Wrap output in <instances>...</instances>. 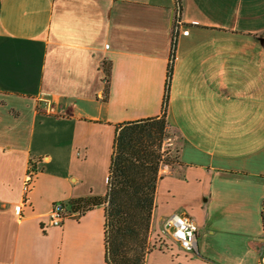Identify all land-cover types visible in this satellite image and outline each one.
I'll return each instance as SVG.
<instances>
[{"label":"crops","instance_id":"1","mask_svg":"<svg viewBox=\"0 0 264 264\" xmlns=\"http://www.w3.org/2000/svg\"><path fill=\"white\" fill-rule=\"evenodd\" d=\"M175 11L0 0V264H108L105 204L48 214L104 196L116 124L165 111L180 161L161 169L145 264H261L264 0H182L173 51ZM173 212L197 223V252L161 233Z\"/></svg>","mask_w":264,"mask_h":264},{"label":"trees","instance_id":"2","mask_svg":"<svg viewBox=\"0 0 264 264\" xmlns=\"http://www.w3.org/2000/svg\"><path fill=\"white\" fill-rule=\"evenodd\" d=\"M167 100L168 96L165 107ZM170 128L166 111L160 116L116 124L107 193L72 202V210L106 205L108 264H145L151 249L149 235L157 186L163 178L161 169L180 161V149L166 146Z\"/></svg>","mask_w":264,"mask_h":264},{"label":"built area","instance_id":"3","mask_svg":"<svg viewBox=\"0 0 264 264\" xmlns=\"http://www.w3.org/2000/svg\"><path fill=\"white\" fill-rule=\"evenodd\" d=\"M176 1V11L173 19V51L176 48L178 36L182 24V0ZM34 169L30 167L26 173L24 180V196L26 197L31 182L33 180ZM18 208L21 209L22 205H18ZM79 210H72L69 204L66 201L59 200L56 201L49 214H48V226H62L65 219ZM161 233L164 236H169L176 242H178L181 247L186 251L197 252L198 251V225L193 220L191 216L185 213L173 212L170 214L163 222ZM261 264H264V256L261 258Z\"/></svg>","mask_w":264,"mask_h":264},{"label":"rangeland","instance_id":"4","mask_svg":"<svg viewBox=\"0 0 264 264\" xmlns=\"http://www.w3.org/2000/svg\"><path fill=\"white\" fill-rule=\"evenodd\" d=\"M170 137L166 140V146H171L173 148L176 147V142L178 140V136L177 133L175 132V130L173 128H170Z\"/></svg>","mask_w":264,"mask_h":264},{"label":"water","instance_id":"5","mask_svg":"<svg viewBox=\"0 0 264 264\" xmlns=\"http://www.w3.org/2000/svg\"><path fill=\"white\" fill-rule=\"evenodd\" d=\"M261 41H262V43H263V45H264V37H261Z\"/></svg>","mask_w":264,"mask_h":264}]
</instances>
